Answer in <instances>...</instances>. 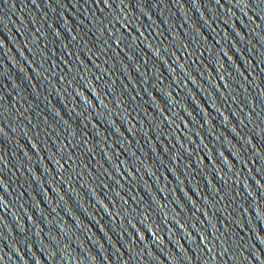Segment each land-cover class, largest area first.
I'll use <instances>...</instances> for the list:
<instances>
[{
    "label": "water",
    "instance_id": "obj_1",
    "mask_svg": "<svg viewBox=\"0 0 264 264\" xmlns=\"http://www.w3.org/2000/svg\"><path fill=\"white\" fill-rule=\"evenodd\" d=\"M0 264H264V0H0Z\"/></svg>",
    "mask_w": 264,
    "mask_h": 264
}]
</instances>
